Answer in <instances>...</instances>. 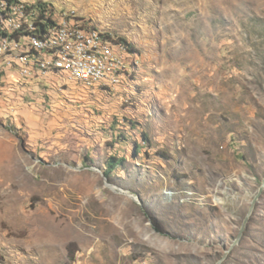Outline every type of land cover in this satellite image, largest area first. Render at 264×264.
Segmentation results:
<instances>
[{
  "label": "rangeland",
  "instance_id": "obj_1",
  "mask_svg": "<svg viewBox=\"0 0 264 264\" xmlns=\"http://www.w3.org/2000/svg\"><path fill=\"white\" fill-rule=\"evenodd\" d=\"M19 1L124 38L129 66L0 76V264H264V187L226 251L264 177V0Z\"/></svg>",
  "mask_w": 264,
  "mask_h": 264
},
{
  "label": "built area",
  "instance_id": "obj_2",
  "mask_svg": "<svg viewBox=\"0 0 264 264\" xmlns=\"http://www.w3.org/2000/svg\"><path fill=\"white\" fill-rule=\"evenodd\" d=\"M1 5L7 10V3ZM8 9V24L0 25L1 77L15 70L23 79L51 75L76 80L86 87L112 88L120 86L127 76V47L76 19L73 12L60 15L45 11V18L55 25L42 31L33 18L38 14L35 8L27 9L26 3L19 1Z\"/></svg>",
  "mask_w": 264,
  "mask_h": 264
},
{
  "label": "trees",
  "instance_id": "obj_3",
  "mask_svg": "<svg viewBox=\"0 0 264 264\" xmlns=\"http://www.w3.org/2000/svg\"><path fill=\"white\" fill-rule=\"evenodd\" d=\"M5 2L7 3V10L4 11L3 9L0 8V24H1V20L5 17L6 13L9 11L8 6L12 5L15 2H18V0H5ZM37 5H30L28 3H26V7L27 9H36L38 14L33 16L34 20L37 21L40 24V29L42 31H45L46 28L51 27L52 25H55L54 21L51 20L50 18H45L44 16V12L45 11H49L46 8H44V4H40V2L37 3ZM52 14V13H51ZM45 20L44 23H42L40 20ZM118 42L123 43L127 49H130V45L127 43V41L124 38H118ZM125 161L124 158H118L115 155H111L108 157V159L106 160V168L104 170V175H107L108 173H110L113 169H115V167L119 164H122Z\"/></svg>",
  "mask_w": 264,
  "mask_h": 264
},
{
  "label": "water",
  "instance_id": "obj_4",
  "mask_svg": "<svg viewBox=\"0 0 264 264\" xmlns=\"http://www.w3.org/2000/svg\"><path fill=\"white\" fill-rule=\"evenodd\" d=\"M263 187H264V177H263L262 180H261V185H260V187H259V189H258L257 194L254 196V198H253L252 201H251V205H250L249 210H248L247 214L245 215L244 220H243V222H242V224H241V226H240V228H239V232H238V235H237L236 239L234 240V242L231 244V246H230L226 251H229L230 248H231L235 243H237L238 239H239L240 236L242 235L243 229H244V227H245V225H246V223H247V221H248V218H249V216H250V214H251V211H252V209H253L254 203H255V201L257 200V198H258V196H259V194H260V192H261V190H262ZM224 256H225V254H224L220 259H218V260L215 262V264H220V262L223 260Z\"/></svg>",
  "mask_w": 264,
  "mask_h": 264
},
{
  "label": "crops",
  "instance_id": "obj_5",
  "mask_svg": "<svg viewBox=\"0 0 264 264\" xmlns=\"http://www.w3.org/2000/svg\"><path fill=\"white\" fill-rule=\"evenodd\" d=\"M15 74L18 76L19 79H22V77L19 75V73L17 71H15ZM4 77H9V76H14V72H7L5 75H3ZM15 77V76H14ZM65 78V77H64ZM30 80V79H27ZM41 80H44L46 82H50L51 85H56V80L53 76H48V77H44V78H38V79H31L30 81L34 82V84H38L40 83Z\"/></svg>",
  "mask_w": 264,
  "mask_h": 264
}]
</instances>
